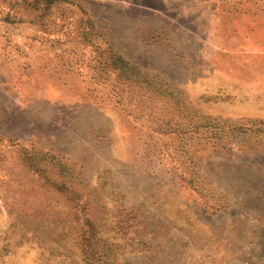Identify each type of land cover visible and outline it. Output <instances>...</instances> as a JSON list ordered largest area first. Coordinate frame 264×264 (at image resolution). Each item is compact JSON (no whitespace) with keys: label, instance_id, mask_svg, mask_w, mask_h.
I'll return each instance as SVG.
<instances>
[{"label":"rangeland","instance_id":"rangeland-1","mask_svg":"<svg viewBox=\"0 0 264 264\" xmlns=\"http://www.w3.org/2000/svg\"><path fill=\"white\" fill-rule=\"evenodd\" d=\"M0 264H264V0H0Z\"/></svg>","mask_w":264,"mask_h":264}]
</instances>
